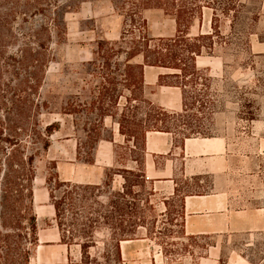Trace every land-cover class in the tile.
Instances as JSON below:
<instances>
[{
  "label": "rangeland",
  "instance_id": "obj_1",
  "mask_svg": "<svg viewBox=\"0 0 264 264\" xmlns=\"http://www.w3.org/2000/svg\"><path fill=\"white\" fill-rule=\"evenodd\" d=\"M240 2L235 21L223 17L220 22V33L232 45L218 47L220 55L199 58L204 77L188 89L196 88L197 93H190L189 102L196 97L200 100L188 113L196 114V124L204 132L226 135L233 167L232 190L244 199L237 205L253 206L264 205V0ZM138 9L137 0H0V26L12 25L0 29V129L3 138L21 141L20 151L35 155L34 178L30 180L33 192L53 185L48 177L57 171V162L72 161L75 154L80 160L94 161L96 142L109 136L111 130L104 125L106 114L98 98L104 68L97 45L100 39L111 40L106 32L115 31L119 36L129 22V13L141 12ZM148 9L143 14L148 17L150 34L172 26L164 9ZM210 12L206 10L205 29H209ZM111 70L115 84L105 104L122 106L128 92L122 69L112 65ZM109 109L113 113L118 110L115 106ZM50 124L51 134L46 131ZM46 141L49 145L44 148ZM128 158L123 164H132ZM116 184L114 188H120L118 181ZM162 196L158 192L153 198ZM157 210L155 240L139 243L145 245L147 254L160 253V258L165 248L169 260L164 258L160 264H251L237 258V251L248 254L254 264H264V225L250 234L222 236L220 246L210 247L207 243L215 242L212 235L189 238L181 226L174 225L176 221L160 215L162 204ZM98 231L96 245L82 258L87 264H115L107 230ZM87 240L78 237L71 241ZM0 264H4L1 258Z\"/></svg>",
  "mask_w": 264,
  "mask_h": 264
},
{
  "label": "trees",
  "instance_id": "obj_2",
  "mask_svg": "<svg viewBox=\"0 0 264 264\" xmlns=\"http://www.w3.org/2000/svg\"><path fill=\"white\" fill-rule=\"evenodd\" d=\"M240 3V0H137L141 12L132 10L129 13V22H126L120 37L98 41L97 53H102L104 68L103 87L98 91V98L103 114L118 116L120 133L124 136L116 148L121 165L107 170L102 185L62 180L57 171L48 177V181L53 184L49 187L50 200L56 210L62 239L71 243L72 239L78 237L87 238V241H76L81 245L82 255L96 245V233L104 228L107 230L113 261L122 264L121 241L134 238L155 240L159 204L163 205L160 215L168 216L172 223L176 221L174 225L182 227L183 235L189 238L208 236L188 234L184 229V197L193 190L176 187L174 195H163L159 200H154L153 196L157 192L143 170L145 138L146 133L152 130L170 132L180 141L193 135H213L204 132V128L196 124V114L188 113L195 101L200 100L196 97V100L189 102V97H192L190 93H196V88L191 92L188 87L202 80L205 74L202 72L204 69L197 65V56L220 55L217 53L218 47L231 44L220 33V22L223 17L231 18L234 22ZM151 7L162 8L175 19L174 35L153 36L149 33L143 10ZM206 10L211 11L209 29H202ZM196 20L199 21L200 30L194 33L191 27ZM55 25L58 26L57 21ZM11 27L4 24L0 29ZM112 65L122 69L123 86L128 91L122 106L105 104L108 97L111 99L109 93L115 84L111 74ZM145 65L166 69L159 74L158 83L180 87L183 100L181 110L169 111L144 96ZM112 106L118 109L115 113L109 109ZM212 125L208 124L209 127ZM52 126L46 127L47 133H52ZM2 135L3 130L0 129V258L4 264H30L33 249L30 246L36 243L37 228L32 211L33 189L30 183L34 178L32 167L35 155L20 151L17 148L20 140L3 138ZM48 145L46 141L44 148ZM127 155L132 164L136 163L135 167L123 164L122 160ZM116 173L124 179L118 189L112 185ZM148 184L150 186L146 190ZM57 190H62V193L57 195ZM101 197H105L104 201L100 200ZM210 245H214V241L207 243V246ZM162 253L165 260H169L165 248H162ZM82 264H87L83 258Z\"/></svg>",
  "mask_w": 264,
  "mask_h": 264
},
{
  "label": "crops",
  "instance_id": "obj_3",
  "mask_svg": "<svg viewBox=\"0 0 264 264\" xmlns=\"http://www.w3.org/2000/svg\"><path fill=\"white\" fill-rule=\"evenodd\" d=\"M144 16L148 21V17ZM170 17L172 26L167 31L160 30L151 35H174L176 21L171 15ZM196 21L197 31L195 32H198L200 24L198 20ZM195 22L191 27L192 32ZM204 27L202 29H205ZM105 35L111 40H116L120 36L115 31L106 32ZM201 56H197L196 59L198 67H202L199 63ZM165 70L160 66H144V96L152 103L169 111H179L183 106L180 87L158 83L159 74ZM104 125L111 131L109 136L99 137L96 142L93 151L94 161L80 160L75 154L72 161L57 162V173L60 179L74 183L102 185L106 179L107 170L121 165L116 148L118 143L124 140V136L120 133L118 117L111 114L105 115ZM135 165L134 162L127 167H135ZM232 169L230 142L224 134L193 135L180 141L166 131L152 130L146 133L143 159L146 178L152 182L157 193L161 192L166 196L174 195L176 187L193 190L186 193L184 197V229L188 234L212 235L215 242L210 247L220 246L222 236L231 237L237 233L250 234L264 225L262 203L253 206L244 203L237 205L244 199L232 190ZM117 181L118 186H121L124 181L119 173L113 176V187L117 186ZM32 206L37 228L36 243L29 263L82 264L81 245L76 242L66 243L62 239L56 210L50 200L47 187L34 190ZM145 239L147 238L121 241L122 264H160L164 261L162 251L161 258L160 253L147 254L145 245L139 243ZM129 247L133 249L130 250ZM147 255L150 258L148 261ZM236 257L254 264L250 256L243 251H237ZM201 258L204 259L207 256Z\"/></svg>",
  "mask_w": 264,
  "mask_h": 264
}]
</instances>
